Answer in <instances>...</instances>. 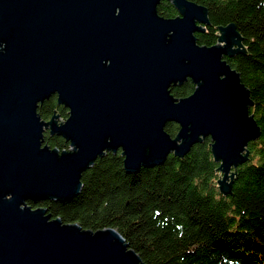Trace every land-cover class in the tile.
Instances as JSON below:
<instances>
[{"label":"water","instance_id":"obj_1","mask_svg":"<svg viewBox=\"0 0 264 264\" xmlns=\"http://www.w3.org/2000/svg\"><path fill=\"white\" fill-rule=\"evenodd\" d=\"M162 2L178 16H158ZM208 26L206 9L186 0H0V264H143L117 232L33 208L77 197L82 174L106 153L120 151L135 175L209 139L218 191L230 195L260 130L224 60L242 39L230 24L216 45L198 46L194 35ZM188 80L193 93L174 99ZM53 96L68 110L62 123L37 113ZM45 133L69 151L44 145Z\"/></svg>","mask_w":264,"mask_h":264},{"label":"trees","instance_id":"obj_2","mask_svg":"<svg viewBox=\"0 0 264 264\" xmlns=\"http://www.w3.org/2000/svg\"><path fill=\"white\" fill-rule=\"evenodd\" d=\"M186 1L207 11L209 26L194 35L198 46H214L218 28L230 24L242 39L241 53L224 60L249 91V114L260 135L248 144V160L235 170L230 195L218 191V164L205 139L184 158L169 155L162 165L135 175L124 172L120 151L106 153L82 174L77 197L33 208L84 231L117 232L143 264H264V0ZM157 13L164 19L177 16L166 2ZM193 90L187 81L170 92L183 99ZM37 113L48 122L53 115L64 119L67 112L53 96ZM164 130L173 139L178 127L169 124ZM44 145L68 150L61 137L47 133Z\"/></svg>","mask_w":264,"mask_h":264},{"label":"flooded vegetation","instance_id":"obj_3","mask_svg":"<svg viewBox=\"0 0 264 264\" xmlns=\"http://www.w3.org/2000/svg\"><path fill=\"white\" fill-rule=\"evenodd\" d=\"M177 16H178V15H177ZM177 16H176V17H177ZM176 17H175V18H176ZM216 44H217V42H216ZM216 44H215V45H216ZM188 81H189V80H188ZM181 87H182V86H181ZM176 88H179V87H176ZM60 107H62L63 110H66L63 106H60ZM66 112H67V113H66V116H65L64 119H60V118L58 117V120H57L58 123H62V122H64V121L67 119V116H68V110H66ZM49 121H50V120H49ZM45 134H46V133H45ZM47 134H48V133H47ZM48 137H49V135H48ZM49 138H53V137H49ZM64 142H65V141H64ZM65 144H67V143L65 142ZM67 145H68V144H67ZM67 151H69V145H68V150H67Z\"/></svg>","mask_w":264,"mask_h":264}]
</instances>
